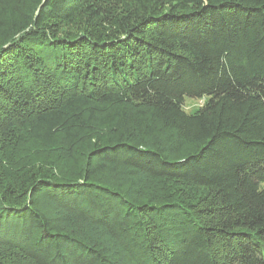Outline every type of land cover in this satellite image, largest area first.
I'll use <instances>...</instances> for the list:
<instances>
[{
    "label": "trees",
    "instance_id": "16d2710c",
    "mask_svg": "<svg viewBox=\"0 0 264 264\" xmlns=\"http://www.w3.org/2000/svg\"><path fill=\"white\" fill-rule=\"evenodd\" d=\"M12 137L61 152L0 155V248L21 261L264 264V0H0ZM135 176L199 194L141 198Z\"/></svg>",
    "mask_w": 264,
    "mask_h": 264
},
{
    "label": "rangeland",
    "instance_id": "374dc122",
    "mask_svg": "<svg viewBox=\"0 0 264 264\" xmlns=\"http://www.w3.org/2000/svg\"><path fill=\"white\" fill-rule=\"evenodd\" d=\"M204 102H205V99H200V100L185 99L184 110L187 113H193L195 110H197L199 107H201L204 104ZM13 137H14V135H13ZM13 137H12V139H10V141L4 142L6 145H2L0 147V155L3 157L4 161L9 160L11 163V160L13 162V160L17 157V163L20 164L21 160L26 161V159H28V158H29V161L30 160L33 161L35 159L34 157H37V156H35L36 154H38L39 155L38 157H40V158H43V159L49 158L50 160L54 161V159H56L57 156L59 154H61L60 150H51V151L40 150L39 152H36V150L32 144H29L28 142L23 141V140L21 141L20 144H12L13 140H14ZM7 145H9L10 148L6 149ZM12 165H14V164H12ZM16 168H18V167H11L12 173L15 172L14 169H16ZM19 170H20V168H19ZM17 172H19V171H17ZM136 177H137V180H139L138 178H140V177L135 176V178ZM139 182H140V184H138L136 187H134L131 190V193L134 195L138 194V195H140L141 198H146V197H149V198L155 197L156 198L157 196H163L165 194L166 195L171 194V196H173L174 198H177L178 195H180V194L186 196L187 192H188L189 196L191 195L192 197H194V195L199 194L198 189L189 188L186 190L185 187H181L178 184H174V183L173 184H166V183H162V182H159V183L151 182L149 180H146L145 178H143V180H139ZM6 184H10V181H7ZM17 184H18V182H15L12 185L14 187H16ZM42 207L50 215L58 216L65 224H67V221H68L69 226H73L76 228L78 225H82L81 222L76 223L74 218L68 217V215L61 216L62 214L56 210V207L52 203L44 202L42 204ZM79 228H82V226H80ZM77 230L79 231V229H77ZM83 231H86V232L89 231V234H92V231L88 228L87 229L84 228ZM94 233L95 232H93V234ZM0 264H28V263L21 261L20 257H18L17 254L0 248Z\"/></svg>",
    "mask_w": 264,
    "mask_h": 264
}]
</instances>
